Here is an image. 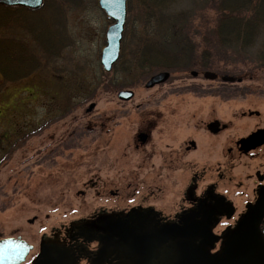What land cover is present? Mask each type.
I'll return each mask as SVG.
<instances>
[{"label":"rangeland","instance_id":"1","mask_svg":"<svg viewBox=\"0 0 264 264\" xmlns=\"http://www.w3.org/2000/svg\"><path fill=\"white\" fill-rule=\"evenodd\" d=\"M139 12L136 0L129 8L126 3L120 56L110 71L99 61L110 19L96 0H44L24 15L32 31L17 25L0 30V38L28 43L41 62L18 79L0 74V238L20 236L32 244L21 264L37 252L41 237L61 240L71 223L136 201L131 186L141 177L149 180L151 162L165 153L152 150L154 138L134 147L137 130L155 124L152 136L169 129L179 132L181 140L198 133L195 122L205 113H221L225 151L264 124V65L256 47H213L206 41L216 18L209 0H175L163 11V18L169 15L175 25H186L193 58L181 59L168 68L167 80L151 87L144 82L164 69L132 64L140 44L145 39L163 42L171 25L161 23L160 16L145 22ZM33 34L45 42L51 38L52 54L40 48ZM202 68L241 79L223 82L189 73ZM125 88L133 96L119 99L117 91ZM90 102L94 106L86 111ZM259 152L248 159L251 167L264 163V146ZM188 174L185 166L169 171L160 193L165 201L179 197Z\"/></svg>","mask_w":264,"mask_h":264},{"label":"water","instance_id":"2","mask_svg":"<svg viewBox=\"0 0 264 264\" xmlns=\"http://www.w3.org/2000/svg\"><path fill=\"white\" fill-rule=\"evenodd\" d=\"M0 4L36 9L42 0H0ZM97 4L111 20L100 51L101 66L109 71L119 54L126 0H97ZM190 74L194 76L197 72L191 70ZM202 75L208 79L217 76L210 70H204ZM168 76L167 70L157 71L147 78L144 86L161 83ZM220 78L223 81L235 79L231 75H221ZM132 95L131 89H120L116 93L122 100ZM93 106L91 102L85 110L89 111ZM262 142L264 127L238 140L244 149ZM217 202L212 209L203 199L199 200L196 206L174 220L135 209L100 212L68 227L73 232L70 239L80 237L85 242L96 241L94 250L78 245L76 253L72 244L68 246L58 240L41 238L38 251L29 264H78L82 255L87 257L88 264H264V186L236 225L227 228L220 236L212 232V227L223 213L230 216L232 207L222 196ZM219 237L222 239L220 248L211 252ZM31 248L32 245L20 236L0 238V264L21 263Z\"/></svg>","mask_w":264,"mask_h":264},{"label":"flooded vegetation","instance_id":"3","mask_svg":"<svg viewBox=\"0 0 264 264\" xmlns=\"http://www.w3.org/2000/svg\"><path fill=\"white\" fill-rule=\"evenodd\" d=\"M217 79V78H216ZM213 79V80H216ZM207 117L201 122H195V131L192 137L177 140L179 132L159 130L154 136L156 125L136 131L133 138L134 147L141 148L154 138L155 146L152 150L165 152L156 154L159 158L151 162V178L134 182L132 193L137 195L133 203H125L122 210L135 209L147 214H155L168 220L193 208L199 200H204L212 209L218 205L217 198L223 196L230 202L232 213L219 216L218 222L212 227L217 235L234 227L239 217L245 213L249 204L253 203L262 186H264V163L259 161L251 167L248 159L255 158L264 146V142L250 149H244L238 139L223 150L221 131L226 124L221 121V113H205ZM154 116H158L155 114ZM194 123V124H195ZM256 126L253 130L263 127ZM251 131H249L250 133ZM200 151L195 156L190 153ZM264 156V155H263ZM246 159L247 161L243 160ZM240 161L241 164L238 163ZM187 167L189 174L183 183L179 197L174 201H165L160 194L168 182L169 171L176 167ZM129 187L132 183H126ZM221 238L214 243L211 251L221 245ZM89 247H92L89 245ZM80 264H87V259L80 257Z\"/></svg>","mask_w":264,"mask_h":264},{"label":"trees","instance_id":"4","mask_svg":"<svg viewBox=\"0 0 264 264\" xmlns=\"http://www.w3.org/2000/svg\"><path fill=\"white\" fill-rule=\"evenodd\" d=\"M174 1L136 0L145 22L151 17L160 16V22L171 25V29L158 45L155 41L146 42L145 39L139 46V53L132 66L148 70L155 67L168 69L178 65L183 58L192 60L194 42L185 29L186 25H175L169 15L162 17L163 11ZM126 3L127 8L131 7V0H126ZM209 7L215 12L216 18L204 37L206 41L211 42L213 47H256L257 58L260 64L264 65V0H209ZM27 11L29 9L20 6L0 5V30L17 25L32 31L33 28L24 17ZM33 39L39 43L40 48L52 54L50 46L53 42L50 43V37L45 42L43 38L33 34ZM171 46L175 49H171ZM40 64L38 55L25 41L9 37L0 38V74L6 80L25 76Z\"/></svg>","mask_w":264,"mask_h":264},{"label":"snow or ice","instance_id":"5","mask_svg":"<svg viewBox=\"0 0 264 264\" xmlns=\"http://www.w3.org/2000/svg\"><path fill=\"white\" fill-rule=\"evenodd\" d=\"M4 243H8L7 241H5Z\"/></svg>","mask_w":264,"mask_h":264}]
</instances>
